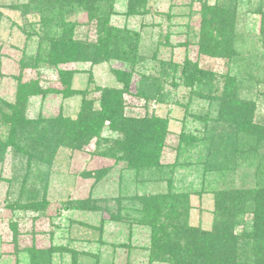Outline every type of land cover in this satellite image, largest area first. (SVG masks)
Wrapping results in <instances>:
<instances>
[{
	"label": "rangeland",
	"instance_id": "obj_1",
	"mask_svg": "<svg viewBox=\"0 0 264 264\" xmlns=\"http://www.w3.org/2000/svg\"><path fill=\"white\" fill-rule=\"evenodd\" d=\"M220 1L233 4L235 9L233 47L244 60L242 64L198 57L195 37L203 3L148 0L146 13L137 16L126 13V1L114 4L109 24L138 33L140 53L146 58L145 64L134 70L130 94L125 98L126 112L131 116L142 117L146 113L168 120V134L159 159L161 169L138 174L114 157L101 156L104 146L98 149L95 139H92L79 149L58 148L49 167L33 165L24 181V158L7 149L0 163V264H30L29 255L20 249L31 245L47 251L49 264H149L151 232L148 226L140 223L137 211L141 208V197L168 192L186 194L189 201L188 225L208 231L216 220V192L254 188L259 177L264 182V146L257 151V156L238 162L240 166L232 174L219 167L203 172L197 165L204 161V157L197 159L199 153H203V144L187 147L180 143L181 133L197 138L205 135L203 123L192 116L206 117L211 123L217 117L219 105L216 101H209L205 95L214 97L218 92L209 91L206 86L199 90L194 87L196 92L204 95L193 97L190 88L182 85L177 75L174 83L179 85L178 88L164 84V92H169L165 103L150 101L145 104L134 97L141 67L146 74L158 76L159 61L170 62L180 68L188 59L211 70L219 86H222V76L227 74L233 78L238 86V98L253 102L255 121H264V46L259 34L264 0ZM216 2L207 0L209 5ZM28 4L29 0H0L1 136H5L9 129L8 123L1 124V114L9 112L6 105L15 102L20 82L40 79L44 88H61L52 68L44 65L38 72L32 69L22 71L25 63L31 64L38 55L43 57L47 54L50 39L62 32L58 25H49L47 29L40 27V14L33 10L25 11L24 6ZM64 21L74 24L73 39L91 43L97 40L98 29L103 26L102 22L89 21L85 13L72 11L65 13ZM155 51L157 59L154 62L150 57ZM59 67L74 73L71 88L86 92V98L92 100L97 109L100 93L96 89L120 88L113 71L125 68L117 61L94 66L88 62H77ZM82 98L81 94L63 96L56 93L31 96L26 100L24 116L31 121L39 120L44 126L58 116L75 120ZM101 135L116 136L107 129ZM104 169L96 181L92 173ZM87 173L91 176L84 177ZM86 199L95 201L98 208H64L69 202ZM233 217L236 224L232 229L234 235L242 236L250 230L248 207L245 210L237 208ZM15 224L19 250L13 238Z\"/></svg>",
	"mask_w": 264,
	"mask_h": 264
},
{
	"label": "trees",
	"instance_id": "obj_2",
	"mask_svg": "<svg viewBox=\"0 0 264 264\" xmlns=\"http://www.w3.org/2000/svg\"><path fill=\"white\" fill-rule=\"evenodd\" d=\"M117 1L121 0H29V4L24 6L25 11L33 10L40 14V27L47 29L49 25H58L62 30L61 35L50 39L47 54L43 57L38 55L31 64L25 63L22 67V71H37L44 65L52 68L61 88H44L40 79L20 82L15 102L6 105L9 112L1 114V124L8 123L9 129L5 136L0 135V163L9 148L23 157L26 166L24 181L33 165L49 167L58 148L79 149L92 139H95L98 149L104 146L101 156L114 157L124 162L127 169L138 174L141 171L161 169L159 159L168 134V120L148 116L146 113L142 117L131 116L126 112L125 98L130 94L134 70L145 64L146 58L140 53L138 33L117 29L109 24V17ZM124 1L127 14L137 16L146 13L148 0ZM192 1L203 3L195 37L198 57L221 59L227 63L239 61L242 64L244 60L233 47V4L220 0L213 5H209L207 0ZM71 11L85 13L89 21L102 22L103 26L98 29V37L94 43L73 39L74 24L64 21L65 13ZM259 34L264 46V13H261ZM150 59L156 61V51ZM109 61H117L125 66L113 71L121 87L97 88L100 93L97 99L98 109L94 108L92 100L86 98V92L71 88L74 73L59 67L77 62H88L94 66ZM158 65V76L146 74L143 67L138 75L134 97L145 104L150 101L165 103L169 92H164V84L168 83L173 89L178 88L179 85L174 83L177 75L182 80L181 84L190 88L193 97L204 95L196 92L194 87L199 90L206 86L209 91L218 92L214 97L205 95L209 101H216L219 105L217 117L211 123L207 122L206 117L192 116L203 123L205 135L197 138L181 133L179 137L180 143L187 147L203 144V153H199L197 158L200 160L204 157L203 162L197 163L203 172H211L213 168L219 167L233 174L240 166L238 162L257 156V151L264 146V121H255L253 102L238 98V86L233 78H229L227 74L222 76V86H219L216 75L211 70L188 59L184 60L180 68L165 61H159ZM48 93L63 96L81 94L83 98L77 118L70 120L58 116L46 126L39 120L26 119L24 108L27 98ZM104 129L116 136L103 137L101 134ZM104 172L105 169L96 170L92 174L97 181ZM83 176H91V173ZM263 183L259 177L254 188L216 192V220L208 231L188 225L189 201L186 194L168 192L141 197V208L137 211L141 217L140 223L148 226L151 232L149 264H244L245 261H248L247 264H264ZM246 207L251 215L250 230L242 236H236L232 230L236 225L233 214L237 208L245 210ZM64 208L96 210L98 207L95 201L86 199L69 202ZM35 209L38 210V207ZM13 230L15 247L18 249L16 224ZM20 250L27 252L30 264H49L47 251L39 250L34 245Z\"/></svg>",
	"mask_w": 264,
	"mask_h": 264
}]
</instances>
